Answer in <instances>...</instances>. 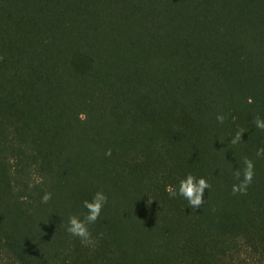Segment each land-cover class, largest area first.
Masks as SVG:
<instances>
[{
    "label": "trees",
    "instance_id": "obj_1",
    "mask_svg": "<svg viewBox=\"0 0 264 264\" xmlns=\"http://www.w3.org/2000/svg\"><path fill=\"white\" fill-rule=\"evenodd\" d=\"M256 116L264 0H0V264H264ZM98 190L91 248L66 226Z\"/></svg>",
    "mask_w": 264,
    "mask_h": 264
},
{
    "label": "clouds",
    "instance_id": "obj_2",
    "mask_svg": "<svg viewBox=\"0 0 264 264\" xmlns=\"http://www.w3.org/2000/svg\"><path fill=\"white\" fill-rule=\"evenodd\" d=\"M251 102L252 100L249 98V103ZM226 118V115L223 113H219L216 116V120L221 124L224 123ZM254 124L256 128L264 131V118L256 116L254 118ZM241 139V132L238 131L232 138L231 143L236 145L241 142ZM106 154L111 155V149ZM256 155L257 157L264 156V147L258 149ZM233 176L235 183L232 185V194L246 195L255 177L254 160L245 157L242 161V167L236 168ZM206 189H211L209 180L206 177L197 176L189 172L179 180L178 186L170 185L166 188V191L170 197L179 195L188 202L191 208L199 209L205 202L204 193ZM51 197L52 193L46 192L41 202L46 204ZM107 203L108 195L103 190L96 191L90 200L83 202V208L85 209L83 213L69 216L66 231L71 236L78 238L82 245L95 248L99 238L93 235L91 225H94L98 221Z\"/></svg>",
    "mask_w": 264,
    "mask_h": 264
}]
</instances>
